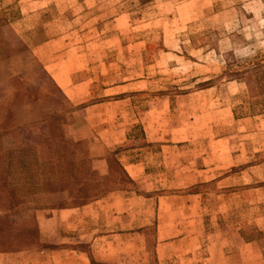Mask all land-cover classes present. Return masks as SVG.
<instances>
[{
	"label": "rangeland",
	"instance_id": "rangeland-1",
	"mask_svg": "<svg viewBox=\"0 0 264 264\" xmlns=\"http://www.w3.org/2000/svg\"><path fill=\"white\" fill-rule=\"evenodd\" d=\"M20 1L0 0L4 36ZM39 1L57 16L41 31L59 39L43 61L75 80L89 70L91 90L74 106L57 96L66 152L56 166L33 147L8 152L0 191L24 203L0 222L1 253L74 251L89 264H234L226 257L239 254L264 264V0ZM39 67L27 53L13 64L55 95ZM68 189L75 198L61 202ZM53 202L90 213L41 241L28 211Z\"/></svg>",
	"mask_w": 264,
	"mask_h": 264
},
{
	"label": "crops",
	"instance_id": "crops-1",
	"mask_svg": "<svg viewBox=\"0 0 264 264\" xmlns=\"http://www.w3.org/2000/svg\"><path fill=\"white\" fill-rule=\"evenodd\" d=\"M29 0H21L18 4L19 18L15 23L7 21L9 30L15 24V28L10 36H4L3 29L0 28V135L2 138V149L0 150V174L4 179L6 170L9 168L8 152L12 149L22 147H33L36 152V159L39 163L50 162L51 165L56 166L59 161L58 153L66 152V145L63 141H58L57 118L61 111V105L58 103L59 97L62 98L65 104L79 105L83 104L86 98L90 95V80L89 70H86L87 77H82L75 80L74 70L72 68L67 70L59 69L58 63L49 58L51 63L46 65L43 57H50L56 53L54 46L58 42V35L51 32V30L43 29L40 26L47 23L52 24L54 20L57 22V16L53 15L56 10L51 6V2L41 3L39 0L27 2ZM48 8L50 16L48 20H40L44 13L43 10ZM47 10V9H46ZM30 23L26 28V25ZM12 29V28H11ZM10 31V30H9ZM8 31V32H9ZM36 36H43L44 40L34 42ZM61 39V38H60ZM30 56L33 61H36L39 69L42 68L47 75L46 80L54 89L55 95L51 92V88L47 83L42 84V78H39L38 85L36 83V70L24 69L16 71L13 64L24 56ZM85 75V76H86ZM46 91L43 92V86ZM108 88H104L102 92H106ZM46 99L43 100V99ZM92 107L84 108L83 110L91 109ZM101 108L96 107L94 109ZM56 138V139H55ZM95 165H102L104 162L93 161ZM101 163V164H100ZM93 165L92 170L96 168ZM3 180H0L2 182ZM53 185L42 188L43 192L33 194L29 201L37 199L40 196L44 199V195L52 193ZM48 190V191H47ZM75 189L65 190L66 197L61 202H69L73 200L74 196L68 195ZM42 195V196H41ZM28 198H25L28 199ZM69 198V199H68ZM14 202V203H13ZM23 199L11 201L7 194L0 191V222L6 219V215L11 211H15L23 204ZM60 203V202H58ZM34 206V204H32ZM32 210L28 211L35 214L39 222V234L41 241L45 239V234L57 230L59 227H64L69 231H73V227H77L80 221L89 216L90 204L82 205L81 207H57L54 202L48 205L37 204ZM18 241V240H17ZM243 246L247 249L259 250L255 240L243 242ZM257 245V246H255ZM243 247V248H244ZM74 251H68L63 255L39 256L34 258L25 256V252H16L15 254L1 253L0 264H89L84 262L83 258H77L71 254ZM242 255V254H241ZM240 255L230 254L227 259H232L234 264H245L240 262ZM261 259V252L259 255ZM80 260V261H79ZM206 264V263H203ZM261 264V263H258Z\"/></svg>",
	"mask_w": 264,
	"mask_h": 264
},
{
	"label": "trees",
	"instance_id": "trees-1",
	"mask_svg": "<svg viewBox=\"0 0 264 264\" xmlns=\"http://www.w3.org/2000/svg\"><path fill=\"white\" fill-rule=\"evenodd\" d=\"M126 175V174H125ZM62 207V206H61Z\"/></svg>",
	"mask_w": 264,
	"mask_h": 264
}]
</instances>
